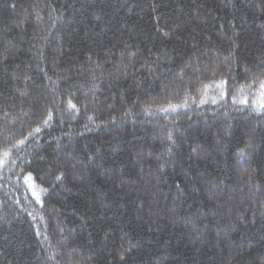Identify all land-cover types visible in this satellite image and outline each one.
I'll list each match as a JSON object with an SVG mask.
<instances>
[{"label":"trees","instance_id":"16d2710c","mask_svg":"<svg viewBox=\"0 0 264 264\" xmlns=\"http://www.w3.org/2000/svg\"><path fill=\"white\" fill-rule=\"evenodd\" d=\"M261 79L264 0H0V264H264Z\"/></svg>","mask_w":264,"mask_h":264},{"label":"snow or ice","instance_id":"6c2138e0","mask_svg":"<svg viewBox=\"0 0 264 264\" xmlns=\"http://www.w3.org/2000/svg\"><path fill=\"white\" fill-rule=\"evenodd\" d=\"M37 18L39 19V13H37ZM132 55H135V53H132ZM183 74H181V78H182ZM207 87V86H206ZM217 87L223 88V83H221L220 85H217ZM251 89L252 85L251 84H247V85H241L239 89H237V92L239 93V95H233L232 96V102L234 104L236 103H240L243 105H247L249 107L252 108L253 111H255L257 114H264V79L259 80L258 83V91L254 92L252 95V99L249 100L248 95L245 93V89ZM224 93L221 92V95H223ZM206 102L204 100L201 101ZM213 102L215 103V100H213ZM187 105V99H182L180 102L178 103H172L171 101L167 104V106H162L158 109L159 112H175L178 109L185 107ZM67 106L69 109L73 110V112L75 114L79 113V108L77 106L76 103H73V100L71 98H69L67 100ZM145 112H148L149 114H152L149 109H145ZM52 119V113L49 112L48 113V117L46 120H44V123L47 124L48 120ZM89 119H91V117H89ZM37 132L40 131L39 128L36 129ZM171 139V137H170ZM20 143H23V141H20ZM193 151H196V149L194 148ZM246 154V149H240V151L237 153L238 156L243 157ZM9 155L8 151H5L3 153L4 157H7ZM0 163H2V160H0ZM25 183L28 184L29 188L31 189L32 192V196L35 198V200L37 201V203H40L42 206V200H41V195L42 194H46L47 189L35 184L33 182V178L32 175L29 173L26 177H25ZM41 219H43V217H41ZM39 235V232L37 233ZM130 251V249H129ZM120 259L123 260L124 256L123 254H121Z\"/></svg>","mask_w":264,"mask_h":264}]
</instances>
